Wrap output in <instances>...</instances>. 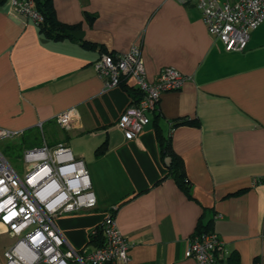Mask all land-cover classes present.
Returning a JSON list of instances; mask_svg holds the SVG:
<instances>
[{"label": "crops", "instance_id": "obj_1", "mask_svg": "<svg viewBox=\"0 0 264 264\" xmlns=\"http://www.w3.org/2000/svg\"><path fill=\"white\" fill-rule=\"evenodd\" d=\"M52 3L71 28L59 40L9 14L0 0V128L27 137L37 131L27 148L38 139L65 144L83 160L96 206L56 217L67 242L93 252L90 236L112 213L130 244L129 260L113 264H198L185 252L207 224L224 242L216 264H264V23L244 51H227L198 0ZM133 46L148 80L169 66L188 79L162 94L150 123L128 140L117 122L141 94L131 79L108 87L95 64L104 52ZM69 109L79 119L67 129L56 117ZM185 118L191 123H181ZM159 134L182 158L189 194L170 172ZM105 141L106 151L96 155ZM17 240L0 223V264Z\"/></svg>", "mask_w": 264, "mask_h": 264}, {"label": "built area", "instance_id": "obj_2", "mask_svg": "<svg viewBox=\"0 0 264 264\" xmlns=\"http://www.w3.org/2000/svg\"><path fill=\"white\" fill-rule=\"evenodd\" d=\"M9 14L22 15L36 24L44 22L36 0H7ZM204 22L227 51H244L251 32L264 23V0H198ZM98 75L108 87L123 85L129 79L140 92L123 110L117 126L128 140L137 139L150 123L149 113L158 108L165 92L180 90L188 76L177 68L164 67L154 81L147 78L139 46L128 52H104L95 64ZM79 119L76 109L56 117L64 128ZM39 128L43 125L40 122ZM22 132L0 128V140ZM26 171L20 173L0 150V223L18 237L5 253V264H113L129 260L130 244L119 231L112 213L100 226L105 243L93 252H81L65 239L56 223L62 213L96 206L90 176L83 160L75 158L65 144L50 147L46 142L26 148ZM96 228L92 233H95ZM223 240L213 231L195 233L189 239L186 257L198 264H216Z\"/></svg>", "mask_w": 264, "mask_h": 264}, {"label": "trees", "instance_id": "obj_3", "mask_svg": "<svg viewBox=\"0 0 264 264\" xmlns=\"http://www.w3.org/2000/svg\"><path fill=\"white\" fill-rule=\"evenodd\" d=\"M36 4L37 8L44 16V22L37 24V26H39L40 30L43 33L55 40H59L70 35L71 28L57 19L52 0H36ZM132 90L133 92L140 94V92L136 88H133ZM185 122L191 123L188 118L183 119L181 123ZM159 140L161 143L163 156H167L170 158V162L168 164L170 172L174 175L178 185L187 194H189L191 184L186 177L182 158L171 148V145L170 143H168V140H164L160 134ZM106 147L107 144L105 141L96 149V155L103 154L106 151ZM100 224L96 227L95 233H92L90 236L91 240L96 242L98 247L102 246L105 243V235L103 232V228L100 226ZM209 229L210 224H207L205 226L200 225L198 227V232L208 231Z\"/></svg>", "mask_w": 264, "mask_h": 264}, {"label": "rangeland", "instance_id": "obj_4", "mask_svg": "<svg viewBox=\"0 0 264 264\" xmlns=\"http://www.w3.org/2000/svg\"><path fill=\"white\" fill-rule=\"evenodd\" d=\"M37 133V131H34L32 132V134H28V136L37 138ZM39 136L41 137L40 133ZM29 137H27L26 135H19L14 138L0 140V150L21 174L26 171V164L23 160V153L25 148L31 146L27 143ZM41 144L42 143L40 139H38L36 145L40 146Z\"/></svg>", "mask_w": 264, "mask_h": 264}, {"label": "water", "instance_id": "obj_5", "mask_svg": "<svg viewBox=\"0 0 264 264\" xmlns=\"http://www.w3.org/2000/svg\"><path fill=\"white\" fill-rule=\"evenodd\" d=\"M110 264V263H109Z\"/></svg>", "mask_w": 264, "mask_h": 264}]
</instances>
